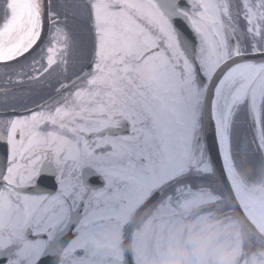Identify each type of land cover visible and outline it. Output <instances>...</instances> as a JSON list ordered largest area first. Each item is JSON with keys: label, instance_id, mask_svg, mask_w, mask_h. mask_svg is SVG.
I'll use <instances>...</instances> for the list:
<instances>
[{"label": "snow or ice", "instance_id": "1", "mask_svg": "<svg viewBox=\"0 0 264 264\" xmlns=\"http://www.w3.org/2000/svg\"><path fill=\"white\" fill-rule=\"evenodd\" d=\"M190 215L264 246V0H0V264H139Z\"/></svg>", "mask_w": 264, "mask_h": 264}, {"label": "clouds", "instance_id": "2", "mask_svg": "<svg viewBox=\"0 0 264 264\" xmlns=\"http://www.w3.org/2000/svg\"><path fill=\"white\" fill-rule=\"evenodd\" d=\"M153 230L151 217L145 213L137 224V231ZM250 236L242 223L223 215H190L173 227L159 248L140 259L139 264H239L243 243ZM124 234L115 226L107 227L95 239L94 247L102 250L109 240L122 241ZM133 240L128 246L134 245ZM63 255L62 253L60 254ZM250 264H262L264 246L253 253Z\"/></svg>", "mask_w": 264, "mask_h": 264}, {"label": "trees", "instance_id": "3", "mask_svg": "<svg viewBox=\"0 0 264 264\" xmlns=\"http://www.w3.org/2000/svg\"><path fill=\"white\" fill-rule=\"evenodd\" d=\"M241 172H242V173L244 172V169H243V168L241 169Z\"/></svg>", "mask_w": 264, "mask_h": 264}]
</instances>
